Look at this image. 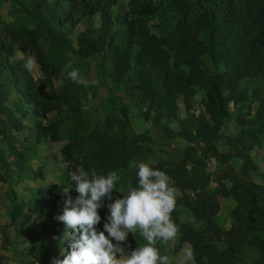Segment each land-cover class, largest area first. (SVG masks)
I'll return each instance as SVG.
<instances>
[{
  "label": "trees",
  "instance_id": "obj_1",
  "mask_svg": "<svg viewBox=\"0 0 264 264\" xmlns=\"http://www.w3.org/2000/svg\"><path fill=\"white\" fill-rule=\"evenodd\" d=\"M117 5V0H33L30 7L19 3L20 10L34 22L35 30L2 23L0 100L11 87L24 105L22 113L35 116L31 125H22L25 140H55L56 125L37 119L58 110L60 100L53 91L34 86L22 61L14 57V50L34 55L39 69L50 76L55 68L45 58L39 36L80 59L110 48L108 76L112 82H124L137 92L146 104L143 114L146 118L152 116L150 128L129 135L122 144L108 133L95 136L84 168L90 165L98 175H107L110 170L125 169L130 162L139 160L145 150L142 142L169 148L164 158L154 157L155 163L150 166L164 171L176 187L194 193V198L183 202L176 197L171 214L178 227L179 242L188 243L193 253V264H241L246 257L251 264H264V192L257 195L250 186L228 175L217 178L215 190L208 191L202 158L193 153L198 148L203 156H217L214 142L228 117L227 102L238 104L250 96L257 101L255 129L246 127V119L238 114L239 129L232 141L234 154L243 157L244 171L251 165L248 151L261 142L264 134V86L247 90L240 84L245 79L264 78V0H125L122 9ZM96 12L98 37L80 32L73 48L63 32L64 24L74 26ZM203 60L213 67L211 71L204 68ZM129 72L135 78L131 85L127 80ZM197 91L201 93L203 109L179 120L175 134L187 145L175 151L165 139L164 134L172 130L163 120L174 115L178 98L189 109L190 99ZM116 125L124 127L126 121L119 118ZM73 144L62 145V154L68 157ZM136 173L137 168L128 182L134 187L138 185ZM223 178L231 182L230 187L222 182ZM127 185L122 193H126ZM122 193L117 197L122 198ZM216 194L236 201L227 229L220 228L214 219L218 209ZM63 200L59 187L49 184L27 203L20 225L30 219V214L37 213L40 234L63 233L64 224L55 219L63 212ZM179 210L193 223L181 220ZM127 241L129 251L133 250L135 241L130 233ZM215 242L222 243V248L216 249Z\"/></svg>",
  "mask_w": 264,
  "mask_h": 264
},
{
  "label": "rangeland",
  "instance_id": "obj_2",
  "mask_svg": "<svg viewBox=\"0 0 264 264\" xmlns=\"http://www.w3.org/2000/svg\"><path fill=\"white\" fill-rule=\"evenodd\" d=\"M32 1L0 0V28L2 23H5L14 28L24 27L34 31V22L19 8V3L30 7ZM117 3V7L122 9L125 0H117ZM98 26L96 12L87 15L74 26L64 24L63 32L72 47L76 48L78 34L85 31L89 37L97 38ZM115 42V38H112V43ZM38 43L45 58L55 70L52 75L46 76L36 64L33 71H27L36 88L43 91L51 90L60 100L58 110L48 112L44 117L37 119L43 124L54 123L57 127V138L44 139L39 143L25 140L26 130L22 125H31L36 118L31 112L22 113L21 107L24 105L10 87L6 91V97L0 100V264H51L52 258L59 256L60 250H63L64 245L60 242L63 233L54 236L40 234L37 213L30 214V219L20 225L21 215L26 213L27 203L42 193L49 184H56L60 191L64 187H74L70 180V173L73 171L83 169L89 174L95 171L90 165L84 168L87 162L86 155L93 145L95 136L108 133L119 139L122 144L129 135L142 133L150 128L152 117L146 118L143 114L146 104L140 101L137 92L124 82L111 81L108 76L112 54L110 48L107 47L101 54L80 59L72 51L55 48L42 36L38 37ZM14 57L25 65L28 55L15 49ZM69 64L79 70L80 77L88 82L86 86L67 78V71L71 70L66 68ZM203 66L207 71L213 69L206 60H203ZM61 73H64V76H61ZM127 80L130 85L135 82L131 72ZM240 86L247 90L252 87H263L264 78L245 79ZM201 98V93L197 91L190 99L189 109H186L178 98L174 115L163 120V124L172 130L169 134H163L175 151L187 145L182 137L175 134L179 129L178 122L188 117L190 113L196 114L203 109ZM256 103L257 101L250 96L238 104L227 102L228 117L219 130L218 139L214 142L217 156H203L198 148H194V155L202 158L203 169L208 174L206 183L208 191L215 190L217 178L228 175L236 182L250 186L257 195L264 192V134L261 142L248 151L251 165L247 171L243 169V157L234 154L232 141L233 135L239 129L236 122L238 114L246 119V127L255 129ZM122 111H125V114H122ZM119 118L126 121L124 127L116 125ZM14 125L19 128H14ZM67 142L75 143L68 157L61 152L62 145ZM141 147L145 150L139 160L130 162L125 169L110 170L116 171L120 177L116 182V189L113 190V199L125 189L136 169V164L141 161H153L154 157L164 158L165 153L169 151V148L149 141L142 142ZM222 182L227 187L231 185L226 178H223ZM170 185L177 189V198L182 202L194 198L192 191L176 187L171 180ZM71 195L75 198L78 193L73 190ZM216 200L218 209L214 216L215 222L220 228L227 229L232 221L230 212L234 209L236 201L231 196L223 197L218 194ZM110 202L104 198V206L99 209L101 223L97 227L100 230H103V223L109 214L107 204ZM178 217L193 223L192 218L182 210L178 211ZM130 234L135 241L134 249L146 243L139 230ZM33 235L37 237L34 239ZM155 246L162 256L169 257L171 264H184L182 256L190 249L188 243L179 242L178 234L174 240L167 243L158 240ZM222 246V243L215 242L216 249L219 250ZM122 247L128 252L130 249L128 241L124 242ZM187 264H193V260ZM241 264L251 263L246 257Z\"/></svg>",
  "mask_w": 264,
  "mask_h": 264
},
{
  "label": "clouds",
  "instance_id": "obj_3",
  "mask_svg": "<svg viewBox=\"0 0 264 264\" xmlns=\"http://www.w3.org/2000/svg\"><path fill=\"white\" fill-rule=\"evenodd\" d=\"M25 68H36L34 55L28 56ZM66 68L67 78L73 82L87 85L79 75V70ZM64 76V73H61ZM155 161H141L136 164L138 185L128 183L122 198L113 199V190L120 179L116 171L107 175H98L95 171L79 169L70 173L74 187H64L63 212L55 217L64 224L60 242L64 245L59 256L53 257L51 264H170L167 255L162 256L155 246L157 241L174 240L178 227L171 214L176 207L177 189L170 185L169 176L150 165ZM78 193L73 198L72 191ZM120 193V192H119ZM107 204L108 215L101 223L99 209ZM139 230L146 243L125 252L122 244L127 241L129 233ZM55 239V237H54ZM115 241V243L113 242ZM194 259L191 249L184 252V264Z\"/></svg>",
  "mask_w": 264,
  "mask_h": 264
}]
</instances>
